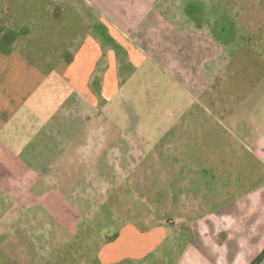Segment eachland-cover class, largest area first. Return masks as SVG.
I'll list each match as a JSON object with an SVG mask.
<instances>
[{"label":"rangeland","instance_id":"rangeland-1","mask_svg":"<svg viewBox=\"0 0 264 264\" xmlns=\"http://www.w3.org/2000/svg\"><path fill=\"white\" fill-rule=\"evenodd\" d=\"M33 1L41 6L47 2ZM162 4L166 18L176 17L174 26L201 32L221 48V55L202 67L199 80L191 74L181 78L150 62L127 67L121 71L114 98L98 110L87 133L93 137H81L64 151L53 140L50 155L60 150L52 167L35 169L26 152L12 153L14 159L7 150L0 152V221L10 220L6 216L12 213L42 210L44 205L56 216H37L38 223L44 220L52 230L47 235L49 248L40 249L41 262L44 256L51 264H96L106 227L139 221L158 204L165 205L173 193L189 196L196 190L199 195L201 183L207 184L206 197L226 194L228 199L215 209L228 212L234 198L263 187L257 175L264 166L247 151L252 142L241 133L253 122L245 116L237 127L231 117L247 114L257 98H264V85L256 84L264 82V0H163ZM65 13L51 19L48 36L39 32L41 21H35L25 41L34 52L45 48L51 52L52 67L60 51L75 50L69 38L75 34L83 38L89 28L74 18L70 6ZM107 43L101 41V48ZM10 46L0 36V48ZM223 167L226 172L222 169L221 176ZM124 178L135 182H122ZM175 180L181 187L173 185ZM114 187L115 200L110 197L105 205L89 200L92 194L112 195ZM96 205L97 216L92 211ZM112 207L116 217L109 214ZM257 245L250 241L247 247ZM0 252L1 259L6 258L8 252Z\"/></svg>","mask_w":264,"mask_h":264},{"label":"crops","instance_id":"crops-1","mask_svg":"<svg viewBox=\"0 0 264 264\" xmlns=\"http://www.w3.org/2000/svg\"><path fill=\"white\" fill-rule=\"evenodd\" d=\"M51 1L41 6L33 0H0V36L11 45L0 48V152H26L40 171L56 163L60 148L67 150L91 131L98 110L114 98L121 71L127 67L150 62L181 78L191 74L199 80L202 67L221 55V48L205 34L174 26L176 17L163 14V0ZM69 6L74 18L89 28L83 38L78 34L69 38L75 50L60 51L52 67L51 52L46 48L34 52L25 41L38 20L39 32L48 36L52 20L67 14ZM101 41L108 42L106 48H101ZM256 84L260 87L264 82ZM255 105L231 120L237 127L245 116L253 122L241 133L252 142L247 151L264 166V98H257ZM54 139L60 148L50 155ZM92 142L88 141V148ZM257 176L263 187L234 198L228 204L230 212L215 209L228 197H206L204 182L199 195L196 190L189 196L173 193L165 205L158 204L139 221L106 227L96 264H253L264 253V170ZM180 184L173 182L175 187ZM116 192L114 187L112 195L92 194L89 200L105 205L110 197L116 199ZM44 206L0 221V250L8 252L6 258L0 257V264H51L44 256L40 261V249L49 248L47 235L52 230L44 220L38 223L37 216H56ZM92 211L97 216L100 207L93 206ZM109 212L117 216L114 207ZM250 241L258 245L249 248ZM28 249L32 252L26 254Z\"/></svg>","mask_w":264,"mask_h":264},{"label":"trees","instance_id":"trees-1","mask_svg":"<svg viewBox=\"0 0 264 264\" xmlns=\"http://www.w3.org/2000/svg\"><path fill=\"white\" fill-rule=\"evenodd\" d=\"M263 259H264V253L253 264H261Z\"/></svg>","mask_w":264,"mask_h":264}]
</instances>
